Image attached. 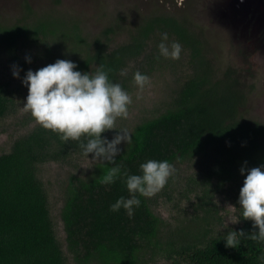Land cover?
Returning <instances> with one entry per match:
<instances>
[{"label": "trees", "instance_id": "16d2710c", "mask_svg": "<svg viewBox=\"0 0 264 264\" xmlns=\"http://www.w3.org/2000/svg\"><path fill=\"white\" fill-rule=\"evenodd\" d=\"M185 25L171 16L156 15L130 31L128 42L115 47L110 41L115 30L106 28L75 63L83 72L95 71L103 64L112 69L109 78L123 86L120 70L145 53L157 31L177 36L191 51L194 75L182 85L169 108L133 129L131 146L120 151L115 161L122 165V171L137 173L138 165L149 158L174 163L196 155L209 156L212 165L204 180L233 198L237 223L227 231L211 233L215 226L209 206L211 195L204 187L203 217L200 223L194 221L197 227L184 228L185 234L176 240L168 236L161 239V219L147 196L139 197L141 204L131 217L123 208L115 212L109 209L119 196L129 193L121 179L112 184L101 182L112 165L99 162L88 173L70 174L62 188L66 249L75 264H152L159 257H178L184 264H264L259 259L264 255V243L246 238L258 232V227L250 218L242 217L238 203L247 174L241 175L240 168L264 165V147L259 141L264 131L258 123L242 121L240 107L246 99L238 79L228 69L213 80L212 70L201 57V43ZM55 30L84 42L76 27L24 19L23 24L0 25V45L17 49L28 42L47 40ZM199 56L202 66L196 61ZM13 107L11 93L0 84V120ZM101 136L105 137V132ZM85 157L77 141L62 140L40 125L15 140L8 153L0 154V264H66L49 216L47 194L38 178V166ZM239 230L246 234L241 242L227 246V232Z\"/></svg>", "mask_w": 264, "mask_h": 264}, {"label": "rangeland", "instance_id": "374dc122", "mask_svg": "<svg viewBox=\"0 0 264 264\" xmlns=\"http://www.w3.org/2000/svg\"><path fill=\"white\" fill-rule=\"evenodd\" d=\"M253 1L248 6L246 1L241 5L238 0H182L181 3L177 0H0V25L23 24L24 19L52 21L61 23L62 27H76L84 39L81 43L55 30L39 43L28 42L13 50L0 45V84L11 93L14 106L0 120V154L8 153L15 140L40 125L23 107L28 89L21 79L28 69L35 71L57 59L79 60L87 46L91 47L93 40L109 27L115 30L110 40L112 47L128 42L130 31L156 15L185 22L188 33L201 43V57L212 70L213 80L231 70L246 99L240 107L242 121L250 125L258 123L264 131V1ZM161 32L151 37L145 53L126 68L123 87L131 95L132 103L128 116L117 119V130L123 127L132 132L141 122L163 113L182 85L194 75L191 51L174 34L167 32L170 40L183 45L180 58L158 56ZM26 57H30V62ZM202 59L200 56L196 59L198 66H202ZM14 65L20 69L19 78L12 75ZM136 70L151 78L142 89L133 81ZM117 130H106L105 137L113 138ZM259 141L264 147V133ZM126 146L124 142L119 145L121 151ZM91 157L38 166V178L47 194L49 216L66 264L75 263L66 249L61 219L62 188L70 174L88 173L101 162ZM173 164L176 171L164 187L147 195L153 212L161 219V239L168 236L176 240L185 234L184 228L197 227L194 221L200 223L203 217L201 201L205 188L211 195L209 206L215 222L211 233L216 235L234 227L237 217L233 198L217 191L219 186H208L204 180L212 165L210 157L196 155ZM180 229L184 230L178 232ZM175 258L159 257L152 264H184Z\"/></svg>", "mask_w": 264, "mask_h": 264}, {"label": "clouds", "instance_id": "9594fccd", "mask_svg": "<svg viewBox=\"0 0 264 264\" xmlns=\"http://www.w3.org/2000/svg\"><path fill=\"white\" fill-rule=\"evenodd\" d=\"M159 35L158 56L179 59L183 45L178 40H170L166 31ZM26 60L30 62V57ZM111 71L100 64L95 71L83 72L68 59H57L35 71L28 69L21 79L22 85L28 89L23 107L41 127L59 134L62 140L77 141L81 153L87 158L91 153V160L107 161L112 165L101 182L112 184L121 179L129 195L119 196L109 209L115 212L123 208L131 217L141 204L139 197L163 188L176 169L167 159H146L138 165L137 173L122 171V165L116 163L121 142L129 147L132 144L131 131L123 127L117 130L116 127L118 118L128 116L132 97L120 83L109 78ZM127 71L122 68L120 75L126 76ZM12 75L19 78L18 66H13ZM150 79L148 74L139 70L133 73V81L141 89ZM111 129L117 130L113 138L101 136ZM240 173L247 174L239 190V209L242 217L250 218L253 226L258 227V232L248 234L246 238L264 243V165L242 166ZM245 235L243 230L228 231L224 238L226 245L235 247ZM259 259L264 261V255Z\"/></svg>", "mask_w": 264, "mask_h": 264}, {"label": "water", "instance_id": "95a60500", "mask_svg": "<svg viewBox=\"0 0 264 264\" xmlns=\"http://www.w3.org/2000/svg\"><path fill=\"white\" fill-rule=\"evenodd\" d=\"M246 1V3L248 4V6H250L252 4V2H254L253 0H238V3H240L241 5L244 4V2Z\"/></svg>", "mask_w": 264, "mask_h": 264}, {"label": "flooded vegetation", "instance_id": "af4514ba", "mask_svg": "<svg viewBox=\"0 0 264 264\" xmlns=\"http://www.w3.org/2000/svg\"><path fill=\"white\" fill-rule=\"evenodd\" d=\"M262 1H264V0H262Z\"/></svg>", "mask_w": 264, "mask_h": 264}]
</instances>
